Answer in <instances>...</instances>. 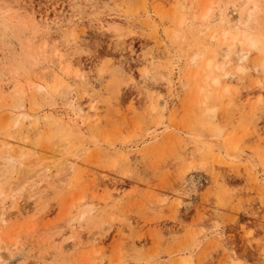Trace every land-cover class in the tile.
Returning a JSON list of instances; mask_svg holds the SVG:
<instances>
[{"label":"rangeland","instance_id":"obj_1","mask_svg":"<svg viewBox=\"0 0 264 264\" xmlns=\"http://www.w3.org/2000/svg\"><path fill=\"white\" fill-rule=\"evenodd\" d=\"M240 1L0 0V264H264V0L211 22Z\"/></svg>","mask_w":264,"mask_h":264},{"label":"bare ground","instance_id":"obj_2","mask_svg":"<svg viewBox=\"0 0 264 264\" xmlns=\"http://www.w3.org/2000/svg\"><path fill=\"white\" fill-rule=\"evenodd\" d=\"M249 1H251V0H241L240 3H239V6L237 4H233V8L228 10V11L227 10H220V11L214 13L211 22L212 23H217V24L221 25L222 27H225V28H228V29H233V30H236V31L237 30H241L242 29L241 27H244V23L250 17H252L253 8H252V6L248 5ZM243 7H244V10H243ZM241 9H242V12L244 11V14H243L242 17H240L241 16V14H240L241 13ZM207 12H208V10L204 11L202 16L206 18L207 17ZM236 15H237V17H236ZM221 35H222V40L224 42L227 41L228 34H227V31L225 29H223V30L221 29ZM213 36H215V35H212V37ZM237 40H238L237 41L238 43L236 41L235 42H236V45L238 44V47L235 48L234 51H232V54L234 55V57L236 58L237 61H242V60L247 58L246 56H247L248 52L246 50H244L241 47V45H240V41H242V38H239ZM250 45H254V42L251 41ZM201 48H202V46H201ZM230 52H231V45H225L224 48L221 49V55L224 57V59L229 57ZM204 66L206 67L207 70H209V68L211 66V57H208L204 61ZM216 80H217V78H213L214 83H216ZM45 118H46V116H45ZM46 120H47V118H46ZM62 120H64V119L62 118L61 121ZM39 122H40V120L39 121L36 120L35 121V125L39 124ZM18 124H19V119H17L15 121V125L18 126ZM7 140H8V138H7ZM10 143H12V142H10ZM62 146H63L62 149H64V152H65L66 151L65 150V145H62ZM82 149L83 148H79L78 150H82ZM68 152L69 151L65 152V154L67 153L68 155H70L71 152H69V153ZM83 152L84 151H82V153ZM76 157L78 158L76 153L75 154L73 153V155H71L69 157H67V156L63 157V154H60L59 155V161L55 165L53 164L54 165L53 167L56 170L59 169V168L60 169H65V170H71L72 168H74L73 166H75L74 165L75 164V160L74 159ZM47 165H46V163L43 162L41 164L38 163L37 166L27 165V166H24L22 168L19 167L21 169L20 170V174H21V177H22L21 188H16L15 190H13V193L10 195V201H11L10 204L13 203V201L16 198L17 195L18 196L22 195V194H24V192H27V191H31V193L33 195H36L39 192L40 185L46 186V176H48L47 174L49 173V169L51 168L50 166H47ZM4 201H5V195L0 191V225H5V223H7L9 221L11 222V220L15 221L17 218L19 219V215H21V212H23L22 211L23 209H17L14 212H10L9 211V209H10L9 205L8 206H6V204L4 205ZM24 212H26V211H24ZM1 232L3 233V231H1ZM2 233H0L1 236H2ZM3 237H5V235ZM3 237H2V239H3ZM0 242L2 243V241H0Z\"/></svg>","mask_w":264,"mask_h":264}]
</instances>
